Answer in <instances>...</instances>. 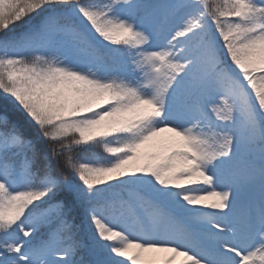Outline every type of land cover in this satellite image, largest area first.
<instances>
[{
  "label": "snow or ice",
  "instance_id": "snow-or-ice-1",
  "mask_svg": "<svg viewBox=\"0 0 264 264\" xmlns=\"http://www.w3.org/2000/svg\"><path fill=\"white\" fill-rule=\"evenodd\" d=\"M0 264H264V0H0Z\"/></svg>",
  "mask_w": 264,
  "mask_h": 264
},
{
  "label": "trees",
  "instance_id": "trees-1",
  "mask_svg": "<svg viewBox=\"0 0 264 264\" xmlns=\"http://www.w3.org/2000/svg\"><path fill=\"white\" fill-rule=\"evenodd\" d=\"M81 235H83V234H81Z\"/></svg>",
  "mask_w": 264,
  "mask_h": 264
}]
</instances>
